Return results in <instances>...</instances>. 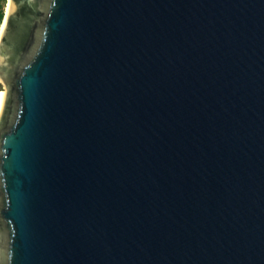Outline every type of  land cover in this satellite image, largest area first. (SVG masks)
<instances>
[{
	"label": "water",
	"instance_id": "obj_1",
	"mask_svg": "<svg viewBox=\"0 0 264 264\" xmlns=\"http://www.w3.org/2000/svg\"><path fill=\"white\" fill-rule=\"evenodd\" d=\"M0 264H264V0H9Z\"/></svg>",
	"mask_w": 264,
	"mask_h": 264
},
{
	"label": "bare ground",
	"instance_id": "obj_2",
	"mask_svg": "<svg viewBox=\"0 0 264 264\" xmlns=\"http://www.w3.org/2000/svg\"><path fill=\"white\" fill-rule=\"evenodd\" d=\"M8 6H9V0H6L5 4L3 6V15H2V18L0 20V35H1V32L3 31L4 25H5V20H6L7 13H8ZM1 84L3 85L2 81H1ZM4 91H5V89L2 90V88H1V90H0V108H1V103H2Z\"/></svg>",
	"mask_w": 264,
	"mask_h": 264
},
{
	"label": "rangeland",
	"instance_id": "obj_3",
	"mask_svg": "<svg viewBox=\"0 0 264 264\" xmlns=\"http://www.w3.org/2000/svg\"><path fill=\"white\" fill-rule=\"evenodd\" d=\"M5 1H6V0H0V6L2 5V6H1V8H2V15H3V6H4V4H5ZM1 18H2V17H1ZM0 20H1V19H0ZM1 88H2V90H4V89H3V85L0 83V90H1Z\"/></svg>",
	"mask_w": 264,
	"mask_h": 264
},
{
	"label": "trees",
	"instance_id": "obj_4",
	"mask_svg": "<svg viewBox=\"0 0 264 264\" xmlns=\"http://www.w3.org/2000/svg\"><path fill=\"white\" fill-rule=\"evenodd\" d=\"M2 6V5H1ZM1 6H0V19H1V17H2V8H1Z\"/></svg>",
	"mask_w": 264,
	"mask_h": 264
}]
</instances>
